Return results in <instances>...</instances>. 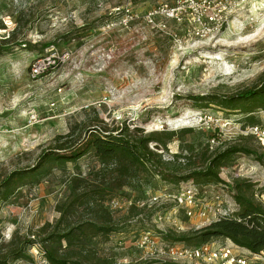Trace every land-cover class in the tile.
I'll return each instance as SVG.
<instances>
[{
	"label": "rangeland",
	"instance_id": "1",
	"mask_svg": "<svg viewBox=\"0 0 264 264\" xmlns=\"http://www.w3.org/2000/svg\"><path fill=\"white\" fill-rule=\"evenodd\" d=\"M174 1L0 0V263L43 264V249L74 259L86 246L117 264H186L145 259L150 249L139 246L141 234L150 231L159 246L185 245L163 234L177 237L219 218L213 210L204 217L180 210L159 221L172 203L152 197L173 193L186 181L165 182L143 172L122 178L126 184L117 188L114 164L102 163L92 149L32 170L43 151L66 141L67 149L75 147L92 128L101 133L126 127L137 137H158L161 142L150 141L149 148L163 160L187 155L189 147L210 153L257 144L246 136L247 127H264V110L247 113L208 101L264 80V0H238L237 13L204 38L164 13L149 16ZM47 61L46 71L34 76L33 65ZM13 173L12 192L2 199ZM219 175L230 184L254 182L257 202L264 194V165L246 156L235 157ZM206 191L233 198L222 184ZM98 209L110 212L117 230L81 245L61 238L96 219ZM19 253L22 258L13 261Z\"/></svg>",
	"mask_w": 264,
	"mask_h": 264
},
{
	"label": "trees",
	"instance_id": "2",
	"mask_svg": "<svg viewBox=\"0 0 264 264\" xmlns=\"http://www.w3.org/2000/svg\"><path fill=\"white\" fill-rule=\"evenodd\" d=\"M208 102L215 103L222 108L234 109L239 106V109L247 113L255 109L264 110V80L258 86L247 88L231 96H215ZM92 129L94 130H89L86 139L79 142V145L75 147L68 146L67 149L66 145L69 142L66 141L43 151L38 165L32 170L35 172L50 160L77 159L92 149L102 163L114 164L119 173L113 179V181L118 180L115 182L117 188L126 184L125 181H121L122 178L143 172L156 174L165 182L192 181L200 187L210 184L226 185L227 189L232 192L238 206L235 218H222L201 228L191 229L177 237L170 234H163V237L171 242H182L185 244L183 246H198L208 241L223 239L229 240L252 253L264 252V206L254 199L255 183L247 179H234L230 184L219 175L222 167L240 155L264 165V145H260V142L254 137L246 135L257 143L255 146L248 143L233 144L223 150L210 153H208V149L196 153L193 152L192 147H189V154L175 153L172 160H163L161 153L149 148L150 141L161 142L158 137H152L151 134L137 137V135L127 132L126 127L115 129L114 131L117 133L109 130L100 133L95 128ZM171 136L172 133H169L168 138ZM14 174L6 179L7 184L1 195L2 199H7L12 192L10 188L13 185ZM95 213L96 219L86 220L74 226L70 233L61 238L66 237L69 245H72L71 242L81 245L86 243L84 242L85 239L97 234L108 235L117 230L108 210L98 209ZM43 252L50 264H117L112 259L97 256L86 246H82L79 251L73 253L74 259H72L71 253L58 254L57 251L50 249H43ZM22 256L21 253L15 254L12 260H19ZM0 264L5 263L2 261Z\"/></svg>",
	"mask_w": 264,
	"mask_h": 264
},
{
	"label": "built area",
	"instance_id": "3",
	"mask_svg": "<svg viewBox=\"0 0 264 264\" xmlns=\"http://www.w3.org/2000/svg\"><path fill=\"white\" fill-rule=\"evenodd\" d=\"M239 3L238 0H175L170 6L163 4L161 10H153L149 16L164 13L177 23L186 22L193 36L204 38L217 32L231 14L233 16L237 13ZM161 25L165 27V24ZM49 66V61L37 62L31 71L36 76L46 71ZM35 120V113L30 112L28 121L33 123ZM247 130V134L254 136L261 145H264V127L254 124L247 127ZM211 141L215 140L211 139ZM209 186H203L204 190H202L203 187L197 186L192 181H186L173 193L164 192L162 195L153 196L154 201L163 197L165 202L172 203L170 209L159 215V221H165L166 215L169 218L171 212L177 213L180 210L187 217L193 216L196 212L198 216L204 217L207 212L213 210L219 218L211 222L222 218H235L238 206L234 198L226 200L220 195H212L211 192L206 191ZM262 200L264 194L260 193L259 202L264 206ZM156 238L150 231L141 234L139 246L150 249V254L146 255L145 259H168L186 264L198 263V261L204 264H264L262 257L264 252L252 253L229 240H223L222 243L212 240L198 246H176L172 243H161L159 246ZM42 263L50 264L47 260H43Z\"/></svg>",
	"mask_w": 264,
	"mask_h": 264
}]
</instances>
